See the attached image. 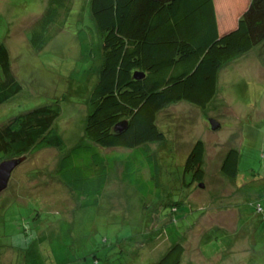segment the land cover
<instances>
[{"label": "rangeland", "instance_id": "374dc122", "mask_svg": "<svg viewBox=\"0 0 264 264\" xmlns=\"http://www.w3.org/2000/svg\"><path fill=\"white\" fill-rule=\"evenodd\" d=\"M50 1L0 0V44L8 47L23 85L15 99L0 106V123L59 101L63 113L55 127L70 149L84 136L101 41L91 0H72L65 30L43 50H34L30 30ZM218 1L220 28L229 31L249 0ZM161 117L169 140L147 148L165 163L164 183L169 174L175 180L183 173L196 141L206 145L205 179L191 193L183 192L184 203L194 210L172 214L170 226L151 234L150 216L160 204L144 205V197L124 180L122 162L112 166L99 204L82 209L57 176L59 150L13 157L8 160H25L0 194V264H151L179 239L185 249L182 264H264V43L222 69L206 109L174 104ZM232 148L240 152L236 180L221 171Z\"/></svg>", "mask_w": 264, "mask_h": 264}, {"label": "trees", "instance_id": "16d2710c", "mask_svg": "<svg viewBox=\"0 0 264 264\" xmlns=\"http://www.w3.org/2000/svg\"><path fill=\"white\" fill-rule=\"evenodd\" d=\"M218 5V0H91L101 62L98 82L87 101L83 139L68 148L55 127L62 105L47 102L0 123V164L46 149L59 150L57 176L85 209L99 204L112 166L122 162L124 180L144 197V205L160 204L150 216L149 232L170 226L172 214L179 216L181 209L190 208L183 192L191 193L205 179L207 149L203 141H196L183 173L175 180L169 174L164 183L160 177L165 163L147 148L169 140L162 113L180 103L206 109L216 96L222 69L264 43V0H249L235 28L224 32ZM72 9V0L50 1L30 30L34 50H43L65 30ZM22 91L9 49L0 44V106ZM121 123L126 126L117 131ZM115 149L126 152L105 153ZM221 168L224 176L236 180L239 150L230 149ZM176 242L151 264H182L185 249L182 239Z\"/></svg>", "mask_w": 264, "mask_h": 264}, {"label": "water", "instance_id": "95a60500", "mask_svg": "<svg viewBox=\"0 0 264 264\" xmlns=\"http://www.w3.org/2000/svg\"><path fill=\"white\" fill-rule=\"evenodd\" d=\"M126 123H121L117 125L116 130L121 131L125 128ZM215 126H219L216 125ZM25 159H14L9 161H4L0 164V194H2L6 189H8L12 176L19 165L23 163Z\"/></svg>", "mask_w": 264, "mask_h": 264}]
</instances>
